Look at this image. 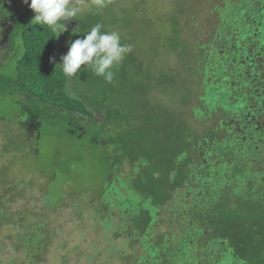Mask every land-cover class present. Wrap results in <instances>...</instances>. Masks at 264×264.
I'll list each match as a JSON object with an SVG mask.
<instances>
[{
	"label": "trees",
	"instance_id": "obj_1",
	"mask_svg": "<svg viewBox=\"0 0 264 264\" xmlns=\"http://www.w3.org/2000/svg\"><path fill=\"white\" fill-rule=\"evenodd\" d=\"M215 11V31L199 52L173 29L163 44L175 55L168 67L146 65L131 51L112 69L119 86L92 72L79 99L68 96L67 76L50 62L57 33L35 23L16 27L25 52L19 77L0 90L32 94L35 114L58 108L54 118L70 136L92 138L110 167L101 211L115 207L136 235L133 253L101 264H264V0H223ZM71 79L78 83L77 74ZM67 110L103 118L81 120L79 133ZM44 234L41 228L37 243L21 245L32 262L49 239ZM101 251L124 253L115 242Z\"/></svg>",
	"mask_w": 264,
	"mask_h": 264
},
{
	"label": "rangeland",
	"instance_id": "obj_2",
	"mask_svg": "<svg viewBox=\"0 0 264 264\" xmlns=\"http://www.w3.org/2000/svg\"><path fill=\"white\" fill-rule=\"evenodd\" d=\"M221 1L104 0L106 6L100 8L96 0H75L83 12L76 19L65 21L67 31L57 33L55 61L61 63L70 39H82L93 26L101 24L102 31L119 33L121 43L130 45L132 52L136 50L144 64L155 60L156 66L168 67L167 59H175V55L164 49L163 44L172 30L181 32L184 46L192 53L199 52L200 42L208 41L215 31L218 19L215 7ZM30 2L0 0V77L6 76L0 83L9 84L12 78L19 77L20 60L25 53L19 30L34 24L35 13ZM180 62L184 64V60ZM92 72L90 67L79 70L78 83L67 77L68 96L79 99L87 95ZM130 77L132 82L134 75ZM114 79V85L119 86V80ZM32 96L14 86L0 90V222L3 218L12 220L0 226V260L4 264H33L34 261L36 264H83L89 259L97 264L116 263L117 258L123 259L134 252L136 235L131 228L122 227L115 207L101 211L99 198L110 182V167L103 150L91 144L92 138L70 136L66 124L54 118L58 108L42 117L35 114L30 102ZM67 111L71 117L68 125L79 133L85 132L81 120L92 122L103 118L97 112L88 116ZM105 213L111 215L107 218L110 225L100 218ZM161 218L166 219L165 215ZM41 228L49 239L45 246L41 245L32 262L21 251V245L32 243ZM166 230L167 223L162 225V231ZM113 242L124 250L115 258L101 251Z\"/></svg>",
	"mask_w": 264,
	"mask_h": 264
},
{
	"label": "clouds",
	"instance_id": "obj_3",
	"mask_svg": "<svg viewBox=\"0 0 264 264\" xmlns=\"http://www.w3.org/2000/svg\"><path fill=\"white\" fill-rule=\"evenodd\" d=\"M24 3L28 4L29 0ZM96 4L100 8L106 6L104 0H96ZM29 6L35 13L32 23L47 25L59 35L67 31L65 21L76 19L83 12L75 0H31ZM102 28L103 25L96 24L82 39L69 41L68 51L61 56L59 63L65 76L71 78L85 66L106 82L113 81L112 69L124 60L131 46L121 43L119 33L102 31ZM50 62L55 63V57H51Z\"/></svg>",
	"mask_w": 264,
	"mask_h": 264
}]
</instances>
